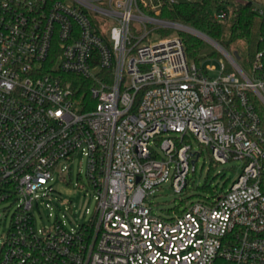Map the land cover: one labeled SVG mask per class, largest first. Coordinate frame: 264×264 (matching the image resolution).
Returning <instances> with one entry per match:
<instances>
[{"label":"built area","instance_id":"obj_1","mask_svg":"<svg viewBox=\"0 0 264 264\" xmlns=\"http://www.w3.org/2000/svg\"><path fill=\"white\" fill-rule=\"evenodd\" d=\"M180 1L0 0V205L18 202L0 264H264V50L248 74L213 44L224 57L210 59L211 75L179 34L147 40L186 29L161 15ZM88 79L91 102L78 97ZM186 137L242 171L221 193L155 215L147 199L164 182L188 185ZM79 152L94 218L37 228L54 173Z\"/></svg>","mask_w":264,"mask_h":264},{"label":"rangeland","instance_id":"obj_2","mask_svg":"<svg viewBox=\"0 0 264 264\" xmlns=\"http://www.w3.org/2000/svg\"><path fill=\"white\" fill-rule=\"evenodd\" d=\"M252 2L256 8H261L264 4V0H252ZM184 31L188 30L184 29ZM170 34L177 35L178 29L155 31L147 37V40L158 39ZM210 45L216 48L212 43ZM219 57H224V55L220 52ZM205 64L215 66V69L210 71L211 75L218 74V68H220L218 59L206 60ZM240 64L248 74H251V64L248 62L247 57L241 58ZM228 67L230 66L228 65ZM192 146L194 151L200 152V156L195 163V168L193 169V166H191L188 186L182 191H176L171 180L164 182L147 199V203L152 207L153 214L165 216L168 215L171 209L183 208L192 201L213 196L214 194L209 188H206L209 185L216 190V193H221L241 173L243 162L240 159H232L225 163L216 162L213 160L209 148L196 139H192ZM157 150L159 151L158 147ZM64 164L67 163H62V165ZM68 164L70 167L63 174L54 173L55 178L52 184L56 192L50 202L52 207L46 208L42 204L41 213L36 212L35 224L37 228L49 230L57 219H60L64 220L66 226L70 229L71 227H78L82 223H89L94 218L97 210L96 192L92 188L87 189L85 186L89 184L87 157L79 152ZM224 179H227L228 183L223 188ZM17 203V201L7 200L0 205V248L6 240L11 225L12 213L17 207ZM49 212L52 213L51 216Z\"/></svg>","mask_w":264,"mask_h":264},{"label":"trees","instance_id":"obj_3","mask_svg":"<svg viewBox=\"0 0 264 264\" xmlns=\"http://www.w3.org/2000/svg\"><path fill=\"white\" fill-rule=\"evenodd\" d=\"M223 10L227 11L228 15L225 18H218L217 13ZM262 10V13L256 10L252 0H184L166 4L161 15L165 19L202 31L226 50L238 52L240 58L247 57L253 73L255 55L258 51L264 50V4ZM178 34L184 42L190 60L200 63L211 58H219L220 52L207 40L184 30H178ZM82 84L86 87L88 85V93L86 88H81L78 91L79 100L82 101L88 96V102H91L89 92L91 81L88 79V82L83 81ZM184 141L192 143L191 137H186ZM213 160L216 161L214 158ZM227 183V179H224L222 187L224 188ZM206 188L216 194L211 185ZM174 209L180 212L182 207Z\"/></svg>","mask_w":264,"mask_h":264},{"label":"water","instance_id":"obj_4","mask_svg":"<svg viewBox=\"0 0 264 264\" xmlns=\"http://www.w3.org/2000/svg\"><path fill=\"white\" fill-rule=\"evenodd\" d=\"M186 30L192 32L193 34L200 36L201 38L207 40L208 42L212 43V44H218L217 41H215L213 38H211L210 36H208L207 34L203 33L202 31H199L193 27L187 26L186 25ZM236 58H239V54L238 52H234ZM192 155L194 156V158L192 159V166L193 169L195 168V163L197 162L199 156H200V152H193Z\"/></svg>","mask_w":264,"mask_h":264}]
</instances>
